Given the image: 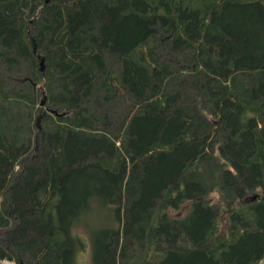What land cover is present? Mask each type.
Masks as SVG:
<instances>
[{"label": "trees", "instance_id": "16d2710c", "mask_svg": "<svg viewBox=\"0 0 264 264\" xmlns=\"http://www.w3.org/2000/svg\"><path fill=\"white\" fill-rule=\"evenodd\" d=\"M95 200L92 264L264 261V0H0V260Z\"/></svg>", "mask_w": 264, "mask_h": 264}, {"label": "rangeland", "instance_id": "374dc122", "mask_svg": "<svg viewBox=\"0 0 264 264\" xmlns=\"http://www.w3.org/2000/svg\"><path fill=\"white\" fill-rule=\"evenodd\" d=\"M81 225L75 228L74 234L81 237L82 245H85L83 250L76 252L75 263L76 264H92V245L90 243V233L96 229H101L115 224L113 213L109 206L102 205L98 201H93L91 211L81 217ZM8 262V261H7ZM15 264L14 262H10ZM5 264V263H0ZM259 264H264L262 261Z\"/></svg>", "mask_w": 264, "mask_h": 264}, {"label": "water", "instance_id": "95a60500", "mask_svg": "<svg viewBox=\"0 0 264 264\" xmlns=\"http://www.w3.org/2000/svg\"><path fill=\"white\" fill-rule=\"evenodd\" d=\"M46 1H48V0H46ZM40 64H41V70H43V69H44V67H43V62L41 61ZM42 104H43V103H42ZM54 112H55V111H54Z\"/></svg>", "mask_w": 264, "mask_h": 264}, {"label": "built area", "instance_id": "2783aa9c", "mask_svg": "<svg viewBox=\"0 0 264 264\" xmlns=\"http://www.w3.org/2000/svg\"><path fill=\"white\" fill-rule=\"evenodd\" d=\"M0 263L10 264V262L7 261H0Z\"/></svg>", "mask_w": 264, "mask_h": 264}]
</instances>
